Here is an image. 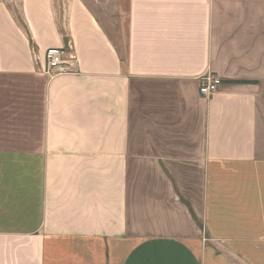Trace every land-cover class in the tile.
Listing matches in <instances>:
<instances>
[{"label":"crops","instance_id":"crops-1","mask_svg":"<svg viewBox=\"0 0 264 264\" xmlns=\"http://www.w3.org/2000/svg\"><path fill=\"white\" fill-rule=\"evenodd\" d=\"M111 2L0 0V264H264V0Z\"/></svg>","mask_w":264,"mask_h":264},{"label":"rangeland","instance_id":"rangeland-1","mask_svg":"<svg viewBox=\"0 0 264 264\" xmlns=\"http://www.w3.org/2000/svg\"><path fill=\"white\" fill-rule=\"evenodd\" d=\"M8 6L17 12L18 0H3ZM56 2H63L64 0H55ZM86 6L95 14L104 29L108 32L110 37L117 41L124 43V32L126 28V15H116L118 4L112 3L111 0H83ZM119 11V9H118ZM117 11V12H118ZM122 39V40H121ZM120 42V43H121ZM197 224L199 222L197 221Z\"/></svg>","mask_w":264,"mask_h":264},{"label":"built area","instance_id":"built-area-1","mask_svg":"<svg viewBox=\"0 0 264 264\" xmlns=\"http://www.w3.org/2000/svg\"><path fill=\"white\" fill-rule=\"evenodd\" d=\"M46 72L48 74L66 73L73 70L74 64L69 57V51L64 48H50L46 55ZM222 85V80L215 76L201 79L199 92L204 97L213 96Z\"/></svg>","mask_w":264,"mask_h":264}]
</instances>
